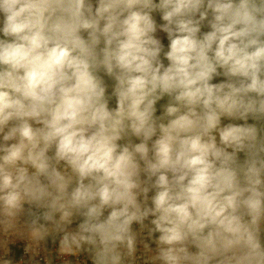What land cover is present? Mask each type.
Segmentation results:
<instances>
[{"label": "clouds", "instance_id": "9594fccd", "mask_svg": "<svg viewBox=\"0 0 264 264\" xmlns=\"http://www.w3.org/2000/svg\"><path fill=\"white\" fill-rule=\"evenodd\" d=\"M0 264H264V0H0Z\"/></svg>", "mask_w": 264, "mask_h": 264}]
</instances>
